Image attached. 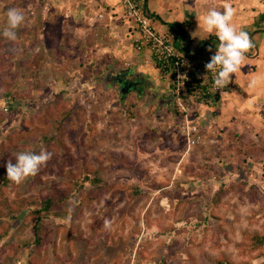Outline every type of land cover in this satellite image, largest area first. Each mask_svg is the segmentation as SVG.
Segmentation results:
<instances>
[{
  "label": "rangeland",
  "instance_id": "rangeland-1",
  "mask_svg": "<svg viewBox=\"0 0 264 264\" xmlns=\"http://www.w3.org/2000/svg\"><path fill=\"white\" fill-rule=\"evenodd\" d=\"M5 1L0 5V87L10 84L26 92L29 87L28 67L35 55L33 19L29 17L23 24L31 27L30 30L15 31L21 38L12 40L3 33L8 28L9 9L20 11L26 7L30 11L33 7H23V0ZM22 41L28 46H22ZM247 54L257 56L256 52ZM44 57L50 59L51 56L45 54ZM256 60L255 64L258 63L260 71L264 72L262 56ZM47 61L40 72L45 82L53 79ZM69 66H60L57 70L65 76L71 72ZM85 68L88 72L92 66L86 65ZM142 70L156 84L132 69H110L103 78L106 87L97 83L93 85V94L85 92L84 95L86 87L72 79L70 92L63 94L64 100L78 97L92 116L85 137L77 134L73 139H66L70 154L63 152L67 162L64 171L76 172L77 161L80 164L86 161L88 165L94 163L100 168L99 177L113 187L78 208L81 210L75 222L83 233L82 237L75 236L71 242L63 239L64 230L70 226L69 218L50 216L45 223L52 232L56 247L50 242L44 243L35 256H32V246L15 249L19 257L12 259V264H29L30 259L37 264H61L62 260L65 264H155L161 258L167 264H215L214 259L221 255L231 258L235 264H264V258L251 262L250 254L243 255L238 247L244 232L264 231V199L257 197L253 190L251 194L241 191L236 183L238 179L224 180L225 174L216 173L215 167L203 166L202 160L197 165L190 162L192 154H185L177 130L169 127L178 117L170 110L168 85L160 81L154 69L144 67ZM57 88L56 81L52 80L47 88L52 93L49 96L52 97ZM33 96L37 98L36 106L45 99L42 91L33 90ZM17 105L16 119L10 116L15 112H0V118H7L0 125V140L2 128H20L23 116L36 111L28 107L25 100L18 101ZM132 115L133 118L129 117ZM38 125L36 120L29 129ZM135 167L140 169V174L135 172ZM55 177H44L48 187H53ZM141 177L146 186L140 183ZM256 178L261 179L260 176ZM56 181L60 182L61 178L57 177ZM127 184L142 185L145 195L137 200L127 196L122 200L112 198L119 191L118 186ZM148 185H163L164 188L153 189ZM47 192V187L40 190L24 186L21 197H35ZM170 192L181 197L173 198ZM243 192L245 194H241ZM6 200L8 205L4 209H11L6 211L5 219H10L11 231L5 243L32 245L36 231L26 220L30 215L29 207L19 212L12 209V206L21 204L15 192H7L0 203Z\"/></svg>",
  "mask_w": 264,
  "mask_h": 264
},
{
  "label": "crops",
  "instance_id": "crops-1",
  "mask_svg": "<svg viewBox=\"0 0 264 264\" xmlns=\"http://www.w3.org/2000/svg\"><path fill=\"white\" fill-rule=\"evenodd\" d=\"M5 2L1 0L0 5ZM23 2V7H33L28 11L26 7L21 9V4L18 3L25 20L29 17L33 19V58L38 54L51 56L47 62L50 64L52 80L64 81L71 77L85 85V77L88 76L84 67L87 65L92 66V70H101L99 81L93 85L99 83L103 88L107 85L103 78L110 69H132L144 76L148 82H153L142 70L144 67L153 69L144 63L146 53L138 52L133 47L132 41L137 34V26L126 18V8L121 0ZM142 2L159 29H182V45L188 54L203 56L214 55L219 41L215 33L199 31L196 13L202 17L212 8L222 11L225 4H230L236 9L233 23L238 29L249 33L254 47L248 52H256L257 56L246 54L241 70L233 74L237 84L234 91L227 93L218 104L202 107L194 116V121L201 126L208 143L190 153L193 155L190 156V162L197 165L202 160L203 164L215 167L216 173L225 174L224 180L238 179L236 183L241 191L245 190V193L251 194L250 191L253 190L257 197L264 199V72L260 71L258 63L255 64L258 62L256 59L262 56L261 66L264 69V0ZM99 14H103L104 19H99ZM24 23L15 31L22 28L30 30L31 27L23 26ZM16 37L21 38L17 34ZM20 43L25 47L27 45L23 44V41ZM66 65H70L71 72L68 71L65 76L57 75L55 71ZM52 80L45 83L49 85ZM253 80L255 84L250 87ZM161 92L159 91V94L164 96ZM170 99V110L176 113L171 96ZM157 120H161L159 115ZM211 172L215 175L214 170ZM258 176L261 177L260 180L256 178ZM244 192L241 194H245Z\"/></svg>",
  "mask_w": 264,
  "mask_h": 264
},
{
  "label": "trees",
  "instance_id": "trees-1",
  "mask_svg": "<svg viewBox=\"0 0 264 264\" xmlns=\"http://www.w3.org/2000/svg\"><path fill=\"white\" fill-rule=\"evenodd\" d=\"M174 28V27H172ZM177 31L181 35L183 30L177 28ZM21 37V36H20ZM1 40V36H0ZM45 54H38L28 67L29 71V87L28 91L23 92L20 88L12 85H3L4 88L0 87V112L3 114L5 111H12L10 116L12 119H16V111L19 108L17 105L18 101L25 100L27 106L35 108V113L31 115H24L20 122V128H12L10 130L2 128V139L0 140V201L4 199L7 192H15L21 200V204L18 205L16 210L22 211L29 207L30 215L26 218L29 223L34 225L36 231V239L30 244L17 246L15 244H6V239L10 236L11 222L10 219H5L6 211L11 209L4 206L8 205L7 200L0 203V264H12V259H17L18 252L15 249H25L32 246L33 253L35 256L39 249L44 243H52L56 247L55 239H52V232L49 230L45 220L50 216H60L69 218V228L64 230V238L69 242L73 241L75 236L82 237L83 233L79 226L76 224V216L80 213L79 207L85 206L87 202L93 199H98L102 194L108 192L113 186L105 184L99 177L100 168H96L94 163L90 165L86 161L83 163L76 162L77 171H64L66 165L65 154H70L69 148L66 144L68 137L74 138L77 134L81 137L87 135L89 130V122L92 114L86 108L85 104L80 101L76 96L68 101L64 100V93L70 92L69 86L73 78L67 80L56 79L57 91L49 93L47 90L48 85L45 81L39 78L41 67L49 60L48 57H44ZM85 68V67H84ZM57 75L58 70L55 71ZM96 72V74L94 73ZM86 84L84 92L87 95H91L94 92L93 83L98 82V77L101 75V70H88L85 68ZM55 84V82H54ZM14 85V84H13ZM53 85V83H52ZM33 90L42 91L45 93V99L40 105L36 106L37 98L33 96ZM80 91V90H79ZM123 104V101L120 100ZM134 108L136 107L133 104ZM125 107V106H124ZM176 112V109H175ZM131 114V113H130ZM129 117H134L129 116ZM38 120L39 125L31 129L35 121ZM7 118H0V125L4 124ZM26 132V133H25ZM23 135H19L22 134ZM19 135V136H18ZM41 150L51 153L50 159L43 165L40 166L39 170L23 182L17 184L7 177V164L11 161L13 164L16 163V156L24 152H36L39 153ZM206 166L207 164L204 163ZM133 169V167L131 166ZM135 172L140 174L139 168H134ZM47 175H55L56 177L52 180L53 187H48L44 177ZM61 178V181H56V178ZM140 183L146 186L144 178H139ZM24 186L28 189L37 187L40 190L48 188V192L39 194L35 197L29 196L22 198L21 190ZM117 186V185H115ZM139 184L131 185H120L119 191L113 194L112 198L118 197L122 200L123 198L129 197L131 200H137L138 198L145 195L144 187ZM148 187L155 189H163V185H148ZM173 198L178 199L181 197L178 193L170 192ZM117 203V202H116ZM133 205V204H131ZM78 213V214H77ZM76 214V215H75ZM9 219V220H8ZM42 231V234L37 232ZM243 255L250 254L251 262L256 258H264V231L260 232H244L243 241L238 245ZM254 254V255H252ZM31 256V258H32ZM62 259V258H59ZM215 264H235V262L225 256L221 255L214 259ZM29 264H37L31 261ZM54 264V263H52ZM61 264H65L63 260ZM155 264H167V261L163 258Z\"/></svg>",
  "mask_w": 264,
  "mask_h": 264
},
{
  "label": "built area",
  "instance_id": "built-area-1",
  "mask_svg": "<svg viewBox=\"0 0 264 264\" xmlns=\"http://www.w3.org/2000/svg\"><path fill=\"white\" fill-rule=\"evenodd\" d=\"M121 1L126 8V18L137 26L133 47L138 52L146 53L144 63L158 73L161 82L168 85V93L176 107L173 115L178 117L169 127L177 130L185 154L191 153L208 143L194 116L202 107L214 106L227 93L234 91L237 88L235 78L232 75L224 88L217 89L213 74L206 69L213 55L188 54L177 29H159L142 0ZM98 18L104 19V15L99 14Z\"/></svg>",
  "mask_w": 264,
  "mask_h": 264
},
{
  "label": "clouds",
  "instance_id": "clouds-1",
  "mask_svg": "<svg viewBox=\"0 0 264 264\" xmlns=\"http://www.w3.org/2000/svg\"><path fill=\"white\" fill-rule=\"evenodd\" d=\"M196 15L199 20V31L215 33L218 38L219 45L210 62L206 64V69L213 74L214 86L217 89H222L232 78V75L241 70V66L246 60V54L254 47L253 41L247 31L238 29L234 25L233 18L236 15V9L230 4H225L222 11L212 8L202 17L198 12ZM7 21L8 28L3 35L14 40L16 38L15 29L24 23L25 17L16 9H9ZM254 84L255 80L251 81L249 86ZM50 157L51 153L44 150L39 153H21L16 156L15 164L11 161L7 164V177L20 184L27 177L34 175Z\"/></svg>",
  "mask_w": 264,
  "mask_h": 264
}]
</instances>
